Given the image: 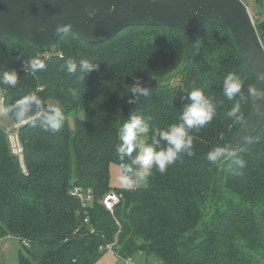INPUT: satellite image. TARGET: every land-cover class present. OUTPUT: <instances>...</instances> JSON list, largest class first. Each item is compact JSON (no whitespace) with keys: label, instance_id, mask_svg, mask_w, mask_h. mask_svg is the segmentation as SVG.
I'll return each instance as SVG.
<instances>
[{"label":"trees","instance_id":"16d2710c","mask_svg":"<svg viewBox=\"0 0 264 264\" xmlns=\"http://www.w3.org/2000/svg\"><path fill=\"white\" fill-rule=\"evenodd\" d=\"M254 21L264 30V20ZM183 56L181 35L161 26H129L99 44L68 31L45 52L0 38V72L15 69L20 76L15 88L0 83L2 111L23 148L21 159L0 119V238L21 240L28 254H20L18 264H96L105 251L100 248L115 242L125 259L141 252L161 264H264V125L234 147L245 167L206 158L216 146H232L252 106L247 88H255V74L219 18L199 28L187 63ZM33 57L46 69L25 72L24 61ZM82 57L99 65L85 82L65 66L67 59ZM232 72L241 76L244 95L229 101L223 80ZM136 77L143 86L158 83L148 97L129 104ZM194 89L217 104L214 119L191 132L195 155L182 154L164 174L153 168L146 187L113 188L111 165L130 163L115 150L120 127L131 114L143 115L150 120V143L153 130L180 122ZM32 92L63 109L60 131L17 122L5 112ZM237 102L242 123L226 117ZM74 186L92 188L93 203L83 207L71 194ZM110 191L121 195L113 212L102 202Z\"/></svg>","mask_w":264,"mask_h":264},{"label":"water","instance_id":"95a60500","mask_svg":"<svg viewBox=\"0 0 264 264\" xmlns=\"http://www.w3.org/2000/svg\"><path fill=\"white\" fill-rule=\"evenodd\" d=\"M214 18L227 23L242 60L255 74V88L264 90V30L256 26L244 0H0V38L25 42L45 52L68 31L99 44L129 26H161L181 35L187 63L199 28ZM60 25L68 26L67 30L58 33ZM157 83L155 79L148 87L152 90ZM1 103L0 87V114ZM263 125L264 98L252 96L251 109L232 147L248 143Z\"/></svg>","mask_w":264,"mask_h":264},{"label":"clouds","instance_id":"9594fccd","mask_svg":"<svg viewBox=\"0 0 264 264\" xmlns=\"http://www.w3.org/2000/svg\"><path fill=\"white\" fill-rule=\"evenodd\" d=\"M68 26L60 25L57 32L66 31ZM68 74L74 76L78 81L85 82L87 76L99 65L92 60L82 57L67 59L65 62ZM25 72H40L46 69V63L40 58L26 59L23 63ZM20 76L15 69L0 72V83L15 88L19 83ZM151 84L149 81L147 82ZM144 80L140 77L134 79L131 86L129 104H137L141 97H148L152 92L150 87L143 86ZM244 82L241 76L235 72L229 73L223 80V95L229 101L236 97L243 98ZM249 95L264 98V90H258L249 86ZM189 103L185 104L179 117L180 122L169 125L166 129H155L152 131L151 142H147L150 133V120L143 115L131 114L128 120L120 127L116 145V153L121 162L125 158L130 163H122L123 173L120 177L126 188L140 186L147 182L152 169L164 174L168 167L174 164L182 154L191 157L195 155L193 148L194 137L192 130L199 131L208 125L216 116L217 104L213 98L205 94L203 89H194L188 93ZM5 112L11 114L17 122L30 123L33 127L39 124L45 131L56 133L61 130L65 122V113L56 103L45 104L35 93L15 101L8 105ZM241 105L235 103L226 112V117L242 123ZM163 142V144H162ZM135 152V156L133 153ZM207 160L216 165L227 161H233L240 168L245 167V160L238 157L237 150L232 146H216L207 153Z\"/></svg>","mask_w":264,"mask_h":264},{"label":"rangeland","instance_id":"374dc122","mask_svg":"<svg viewBox=\"0 0 264 264\" xmlns=\"http://www.w3.org/2000/svg\"><path fill=\"white\" fill-rule=\"evenodd\" d=\"M249 5V10L255 19L264 20V0H244ZM0 119L5 123L10 134H14V128L11 126L5 114H0ZM73 127V122L71 123ZM110 183L113 188L125 187L120 177L123 173L121 165L113 163L110 168ZM149 184V178L146 183L140 186L146 187ZM20 254L27 255L28 251L21 243V240L15 236H6L0 238V264H18ZM133 264H161L155 257H148L146 254L137 252L133 256L128 257ZM96 264H126L125 258H121L111 250H105Z\"/></svg>","mask_w":264,"mask_h":264},{"label":"built area","instance_id":"2783aa9c","mask_svg":"<svg viewBox=\"0 0 264 264\" xmlns=\"http://www.w3.org/2000/svg\"><path fill=\"white\" fill-rule=\"evenodd\" d=\"M252 18H253V16H252ZM253 20H254V18H253ZM9 135H10V140H11V145H12L13 151L17 155H19L20 158L22 159L23 148H22V145H21V142L19 140L17 133L16 132L14 134L9 133ZM24 170L26 171L25 167H24ZM70 191L74 197H77L78 199L81 200L83 207H86L87 205L93 203V201H94L93 189L90 187L84 188L82 186H74L73 188H71ZM120 200H121V195L119 193H117L116 191H110L103 197L102 202L110 211L113 212L115 206L120 202ZM86 221H88V220L86 219ZM23 243L27 247L30 246V242L27 241L26 239H23ZM115 244H116V242L115 243H109L105 246H102L100 249L101 250H111L112 252L116 253V251L114 250ZM125 261H126V264H133L129 258L125 259Z\"/></svg>","mask_w":264,"mask_h":264}]
</instances>
